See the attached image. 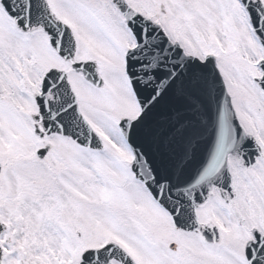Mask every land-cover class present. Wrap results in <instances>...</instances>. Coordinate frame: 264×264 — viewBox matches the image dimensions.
<instances>
[{"label": "snow or ice", "instance_id": "6c2138e0", "mask_svg": "<svg viewBox=\"0 0 264 264\" xmlns=\"http://www.w3.org/2000/svg\"><path fill=\"white\" fill-rule=\"evenodd\" d=\"M0 264H264V0H0Z\"/></svg>", "mask_w": 264, "mask_h": 264}]
</instances>
